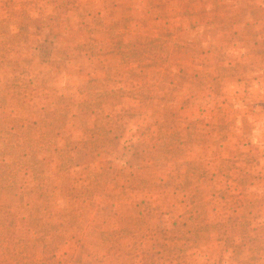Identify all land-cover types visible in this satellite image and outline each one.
<instances>
[{"label":"rangeland","instance_id":"rangeland-1","mask_svg":"<svg viewBox=\"0 0 264 264\" xmlns=\"http://www.w3.org/2000/svg\"><path fill=\"white\" fill-rule=\"evenodd\" d=\"M209 8L0 0V264H264V85L206 98Z\"/></svg>","mask_w":264,"mask_h":264},{"label":"crops","instance_id":"crops-1","mask_svg":"<svg viewBox=\"0 0 264 264\" xmlns=\"http://www.w3.org/2000/svg\"><path fill=\"white\" fill-rule=\"evenodd\" d=\"M208 5L210 8L204 14L205 22L211 23L213 15L218 17L220 26L216 38L219 40H215L207 50L203 49L208 62L204 61L202 69L207 77L217 78L214 81L218 83L216 92L219 94L206 95V98L226 102L230 101L231 87L241 88L242 91L244 86L249 85V78L244 77L247 74H252V82L257 79L251 86L264 85L263 79H258L259 74L264 76V0H208ZM231 37L237 38V41L230 43ZM249 40L254 41L250 44ZM242 75L243 78H240ZM244 96L241 93V99Z\"/></svg>","mask_w":264,"mask_h":264}]
</instances>
